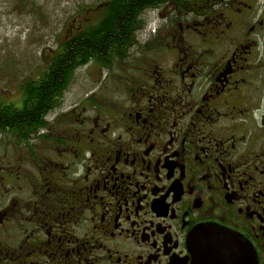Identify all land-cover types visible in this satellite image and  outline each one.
<instances>
[{"label": "flooded vegetation", "instance_id": "obj_1", "mask_svg": "<svg viewBox=\"0 0 264 264\" xmlns=\"http://www.w3.org/2000/svg\"><path fill=\"white\" fill-rule=\"evenodd\" d=\"M112 1L66 19L36 95H0V264H264V0H158L122 58L44 88Z\"/></svg>", "mask_w": 264, "mask_h": 264}, {"label": "rangeland", "instance_id": "obj_2", "mask_svg": "<svg viewBox=\"0 0 264 264\" xmlns=\"http://www.w3.org/2000/svg\"><path fill=\"white\" fill-rule=\"evenodd\" d=\"M105 1L0 0V95L4 98L14 96L24 81L33 79L42 70L47 49L57 47L68 27L66 19L84 16L88 8ZM146 15L154 16L150 10ZM105 73L106 70L94 64L79 69L67 97L90 90Z\"/></svg>", "mask_w": 264, "mask_h": 264}, {"label": "trees", "instance_id": "obj_3", "mask_svg": "<svg viewBox=\"0 0 264 264\" xmlns=\"http://www.w3.org/2000/svg\"><path fill=\"white\" fill-rule=\"evenodd\" d=\"M157 1L113 0L109 4V9L104 13L105 21L102 25H97L90 30L84 29L74 36V42L72 40L60 45L61 54L57 53L52 61L53 64H59V67L50 69L49 75H45L44 80H48V82L43 87L46 89L53 86L62 87L63 85L59 82L67 83L72 70L77 66L86 64L89 59L94 60L100 66H108L110 64L109 59L122 58L126 49L134 43L132 34L127 36L126 34L129 30L131 31V27H140L137 12L156 4ZM134 21H136L135 24H133ZM39 85L41 84H36L34 79L24 81L21 87L23 96L30 98L32 95H36ZM12 111L11 107H4L0 104V123L3 124V127L8 117L2 113ZM31 118L33 117H29L28 120Z\"/></svg>", "mask_w": 264, "mask_h": 264}]
</instances>
